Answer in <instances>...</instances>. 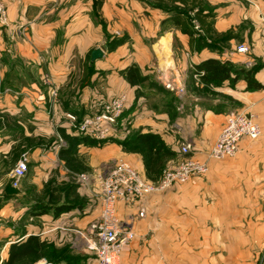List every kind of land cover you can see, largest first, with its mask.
<instances>
[{"label": "crops", "instance_id": "0c3cea01", "mask_svg": "<svg viewBox=\"0 0 264 264\" xmlns=\"http://www.w3.org/2000/svg\"><path fill=\"white\" fill-rule=\"evenodd\" d=\"M0 1L7 8L9 21L7 25L0 24V167L18 148L14 146L20 145L22 150H29L28 173L32 174L30 179L26 176V181L38 183L42 173L54 167L60 170L57 135L61 130L70 133L66 115L93 112L100 102L124 93L128 101L136 99L132 103L135 106L127 111L136 129L159 133L174 149L177 138H182L191 144L192 155L198 158L205 157L228 114L252 113L262 133L257 139H242L235 156L210 160L206 174L176 183L140 202L117 204L121 218L134 217L136 233L130 248L121 254L120 264H264V89L247 90L244 79L235 84L226 80L215 87L224 98L213 101L192 98L189 107L187 92H174V97L178 98L172 100V91L165 88L170 96L162 110L148 105L155 97V89H150L152 85H148L149 88L132 85L126 77L127 68L135 64L147 82L149 72H153L148 69L160 62L165 72L158 84L172 82L178 87L193 66L216 58L247 67L260 64L255 77L264 84V25L261 21L264 0H208L216 5L215 9H208L215 15L214 29L219 33L236 30L237 38L228 41L229 47L224 48L223 55L220 50L213 51L209 47L193 49L189 35L173 24L170 14L157 16L161 21L169 18L171 22L168 48L162 50L153 43L147 45L143 39L148 36L143 35L134 46L130 60L112 68L106 61L107 47H100L104 54L95 62L91 61V54L99 48V41L107 40L109 7L123 17L129 1L128 5L126 0ZM222 1L224 3L219 4ZM94 3L99 8L95 14ZM132 6L141 8L138 2H133ZM132 13L134 17H142L140 11ZM155 16L153 12L152 18ZM238 27L242 31L237 30ZM175 33L185 45L184 54H191L190 62L183 54L175 53ZM242 44H248L250 50L237 52V46ZM122 51L127 54L126 48ZM166 60H172L174 65ZM166 64L171 68L167 69ZM84 80L85 89L81 87ZM137 89L136 98L133 92ZM53 90L57 93L55 97ZM179 100H182L179 105L184 107L185 103L194 110L195 116L190 111L174 120V104ZM141 104L146 109L139 113ZM47 136L53 139L39 145L29 143L40 138L43 142ZM114 145L119 146L110 141L102 145L82 143L77 146V153L82 155L95 150L103 153L102 150ZM8 172L0 175L3 199L0 216L10 215L13 210L12 173ZM141 205L145 209L142 217L138 215ZM100 209L99 203L96 211L85 213L79 224L88 227L98 219ZM2 225L0 223V248H3L0 261L7 259L8 249L14 242L13 229Z\"/></svg>", "mask_w": 264, "mask_h": 264}, {"label": "rangeland", "instance_id": "374dc122", "mask_svg": "<svg viewBox=\"0 0 264 264\" xmlns=\"http://www.w3.org/2000/svg\"><path fill=\"white\" fill-rule=\"evenodd\" d=\"M128 1L130 2V6L127 4ZM133 2L140 3L141 8H133ZM206 2V7L208 9L216 8L215 4L209 3L208 0H206ZM156 3H161L163 7L154 5ZM220 3H224V1L219 2V4ZM125 4L128 6L125 7L126 10L123 17L120 15L118 16L113 10V7H109V34L107 40L103 39L97 44L99 45L98 47L108 48L109 52L106 61H108L111 68L113 66L124 64L130 60L129 58L132 57L131 53L134 50V46H136V44L138 45V42L141 41L140 38H142L143 35L148 36V39H143L147 45L153 43L157 48L162 47V50L163 48H168L171 41L169 36V29L172 27L171 22L169 21V18L161 21L157 16H168L173 14L175 10H184V8H186L179 2L174 4L171 3V0H126ZM98 9L99 8L94 3L93 13H97ZM134 10L137 13L139 11L142 12V17H134L132 13ZM153 12L156 13L154 18H152ZM189 17L193 18V12L189 13ZM192 21L195 27L194 19H192ZM196 29L197 28L195 27L194 30L196 31ZM237 30L242 31L239 27ZM233 31L235 33L236 30L233 29ZM149 32L150 34L148 35L147 33ZM198 34L199 33H195L197 37L199 36ZM208 44H215L213 47L209 46V48L213 51L220 50V55H223L222 53L225 47H229L227 45L228 42L215 43L210 39L208 40ZM173 46L174 50H176L175 53L178 52L179 56L180 54L181 56L183 54L184 57L188 58V62H190L191 54H184L182 49L185 45L183 41H181L180 35L177 33L174 34ZM246 47L247 49L244 52L250 50L248 44ZM123 48H126L127 54L122 51ZM236 51L239 52L238 46ZM163 57L164 56H162V58ZM124 59L126 60L124 61ZM167 61H170V64L173 62L172 60H166V62ZM132 62L133 61L131 60L130 63L132 64ZM79 63L81 62L78 56L77 64ZM156 63V66H151V68L148 69L149 71L153 70V72L146 70L151 74V76L148 75L147 77L149 80L146 82V79H144L137 83L139 86L142 84V88H149L148 85H152L150 89L152 87L155 89L153 93L155 97H153V100L148 103L152 108L154 105L158 106L157 109L160 108L164 110L166 108V102L170 95L165 91V88L172 91V96H175L174 92H180L181 94L187 92L189 95L187 99L189 107V101L192 98H197L198 100L206 98L213 101L214 99H222L225 96L219 91V89L215 88L217 86L205 84L200 79H197L192 71H190L188 77L184 76L183 84L178 87H175L172 82H169L172 84L171 87H167V84L169 83L166 85L158 84L157 81H162L165 70L161 68L160 62ZM172 65H174V62ZM133 66L136 67L135 64ZM166 66L167 69L171 68L169 67L170 65L166 64ZM190 67L192 66L190 65ZM111 71L112 70H110L109 73ZM75 78L78 80L80 77L77 76ZM77 82L78 81H76V83ZM85 83L86 80L81 82L82 88L85 86ZM133 95H136V98L139 96L138 89L133 92ZM134 101H136V99L133 101L132 99L129 101L127 99L123 117L116 127L113 140L110 141L119 146L114 145L110 149L102 150L103 153L95 150L92 153H85L82 155L77 152L74 154L71 153L66 157L59 154L60 170L54 167L51 170H48L47 173H42V175L38 177V183L30 181L29 179L31 176L29 178V175L32 173L29 174L27 172L26 176L29 178L28 181H26L27 178L25 176L18 186L15 187L12 184V214L0 216L1 225H7L13 229V243L18 242L19 244H22L18 250L20 254L19 258L13 261L12 264H95L96 254L94 250H90L85 246L81 235V232L84 233L87 227L84 228L83 225L79 224V221L83 219L85 213L90 214L96 211L100 203L99 182L101 177L116 162L127 160L134 167L137 165L135 168L139 172L141 171L140 173L147 179L157 180L161 177L164 170L181 160L182 156L179 153V149L184 143H190L186 140H182V138H177L175 142L176 148H172L175 150L176 154L166 158L161 175L153 173L150 177L147 175L145 163L147 150L145 145L137 140L136 135V132L142 131V129H136L134 126V119L131 115H127V111H131L132 107L135 106L132 105V103L134 104ZM181 101L179 100V103L174 104L175 109L172 114L173 119L179 120L182 113L187 114L190 113V111L191 114L195 116L194 110L189 109L188 106L186 107L185 103L184 107L179 105ZM145 109L146 108L141 104L139 106V113ZM70 134H72L71 131ZM44 138L43 142V138H40L38 141H29V143L31 145H39L41 143H47L48 140L53 139V137L48 136ZM60 138H62V141ZM57 141L59 142L60 150L68 146V142L63 137L62 133L57 135ZM14 148L16 149L13 151L12 156L2 162L0 175L5 174L8 171H10L8 172L9 174L12 173L17 161L23 154L26 153L29 156V150L27 148H23L22 150L20 145H15ZM10 168L11 170H9ZM10 175L12 176V174ZM1 201H3V199L0 197V205L3 203H1ZM40 205L46 206L44 212H41L40 209L34 208ZM61 205H69L71 209L56 214V206ZM0 250L3 251V248H0ZM9 250L10 247L7 252V259L9 256ZM5 260L0 261V264H5Z\"/></svg>", "mask_w": 264, "mask_h": 264}, {"label": "built area", "instance_id": "2783aa9c", "mask_svg": "<svg viewBox=\"0 0 264 264\" xmlns=\"http://www.w3.org/2000/svg\"><path fill=\"white\" fill-rule=\"evenodd\" d=\"M195 21V19H194ZM264 25V13L261 14ZM6 6L0 1V24H8ZM198 29V23L195 21ZM246 45L238 46L239 52L246 51ZM194 76L200 79L203 71L193 66ZM171 83L167 87H171ZM55 97L57 93L52 91ZM127 95L122 94L110 100L100 102L93 112L82 117L77 114L66 115L68 128L75 135L104 141L115 135L127 102ZM262 133L260 123L252 113L234 111L228 114L226 121L213 145L204 158L192 155L190 144L184 143L179 149L181 160L164 170L159 181H151L142 175L129 161L116 162L100 179V214L83 233L85 246L94 250L95 264H120L121 254L128 250L136 237L134 217L123 219L118 214L117 204H135L151 194L161 193L176 183H185L194 176L209 171L210 160H220L235 156L242 139H257ZM62 141V138H60ZM29 169V156L25 153L17 161L12 171V184L16 187L26 176ZM145 209L140 207L139 216H144Z\"/></svg>", "mask_w": 264, "mask_h": 264}, {"label": "trees", "instance_id": "16d2710c", "mask_svg": "<svg viewBox=\"0 0 264 264\" xmlns=\"http://www.w3.org/2000/svg\"><path fill=\"white\" fill-rule=\"evenodd\" d=\"M179 2L186 8L184 10H175L171 16L173 24L189 35V43L193 49L201 50L204 47H213L215 44L209 45L208 40H212L215 43L228 42L234 38H237V34L234 33L233 29L226 32L219 33L214 29L215 15L212 11L206 7L205 0H171V3ZM159 7H163L161 3L154 4ZM193 12V18L189 17V13ZM192 19L198 23V29L194 30V24ZM195 33H199L198 37ZM260 64L247 67L243 65H236L230 61H222L216 58H208L199 64L195 65L197 71H203V75L200 76V80L209 85H221L224 81L229 80L231 84H235L239 79H244L247 82V90H260L264 89V84L259 82L255 74L260 69ZM193 71V70H192ZM194 73V71H193ZM127 80L133 85L146 79L142 76L138 67L130 66L126 70ZM172 100L176 97L172 96ZM78 115V114H77ZM82 117L83 115H78ZM63 137L67 140L68 146L60 150V155L66 157L71 153L77 152V146L79 144L87 145H100L108 141L113 140L111 137L108 140L98 141L87 136L75 135L67 133L65 130H61ZM137 140L145 145L147 155L145 159L146 172L150 177L151 174L161 175V171L164 168L166 158L176 154L175 150L172 149L159 133L155 132H136ZM124 142V141H123ZM125 143V142H124ZM162 176V175H161ZM161 178V177H160ZM151 181H159L160 180ZM35 209H40L44 212L46 206H37ZM71 207L69 205L56 206V214L69 211ZM22 244L18 242L12 243L9 250L8 259L5 260V264H12L17 258H19V249Z\"/></svg>", "mask_w": 264, "mask_h": 264}, {"label": "water", "instance_id": "95a60500", "mask_svg": "<svg viewBox=\"0 0 264 264\" xmlns=\"http://www.w3.org/2000/svg\"><path fill=\"white\" fill-rule=\"evenodd\" d=\"M103 54H104V51L102 48L99 47V48L94 49L91 54V61L95 62L96 60L102 58Z\"/></svg>", "mask_w": 264, "mask_h": 264}]
</instances>
